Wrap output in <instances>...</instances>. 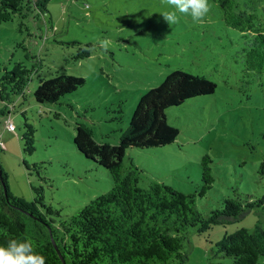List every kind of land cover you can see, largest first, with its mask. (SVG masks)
I'll list each match as a JSON object with an SVG mask.
<instances>
[{
	"label": "rangeland",
	"instance_id": "obj_1",
	"mask_svg": "<svg viewBox=\"0 0 264 264\" xmlns=\"http://www.w3.org/2000/svg\"><path fill=\"white\" fill-rule=\"evenodd\" d=\"M234 3L235 10L254 12L264 24V0ZM209 5L202 23L177 13L179 20L171 26L160 14L174 10L164 0H51L46 12L32 10L25 17L0 21V66L10 69L23 61L32 69L25 96L9 87L4 99L0 96V162L11 191L32 200V185L42 184L45 202L61 218L108 191L113 180L107 169L76 148V124L89 128L97 141L118 143L141 94L182 68L216 82L215 91L167 108L169 123L179 129L176 140L128 148L125 164L132 160L137 165L142 187L158 180L191 193L201 187V160L209 155L215 180L204 196H197L203 215L220 207L224 197L234 196L235 189L261 196L264 72L246 68L250 34L225 21L221 0H209ZM104 38L112 41L107 51L98 43ZM80 47L92 48L90 55L79 57ZM57 73L83 76L85 83L57 102L36 101L33 90L39 76ZM25 116L36 128L31 154L23 151ZM9 118L14 130L6 126ZM24 159L42 163L45 179L30 172ZM257 225L264 227L260 207L203 233L189 227L183 264H230V257L216 251V241L225 232ZM259 260L264 263V255Z\"/></svg>",
	"mask_w": 264,
	"mask_h": 264
},
{
	"label": "trees",
	"instance_id": "obj_2",
	"mask_svg": "<svg viewBox=\"0 0 264 264\" xmlns=\"http://www.w3.org/2000/svg\"><path fill=\"white\" fill-rule=\"evenodd\" d=\"M50 1L0 0V21L11 15L25 17L32 10L46 12ZM221 3L225 21L245 35L250 34L246 68L264 72V24L256 21L254 12L235 10L234 0ZM83 49L79 48V57L89 56L90 52ZM31 71L23 61L14 62L10 69L0 66L1 98L4 99L8 87L12 93L25 96ZM84 83L83 76L74 74L39 76L33 96L40 103L57 102ZM216 87V82L203 75L182 68L170 71L160 84L141 94L115 144L97 141L89 128L77 123L73 139L76 148L107 169L113 184L66 218H61V212L45 202L42 184L32 185V200L15 195L0 162V244L11 239H31L35 250L46 258V264H183L189 227L203 233L216 224L237 220L255 207L264 209V193L255 197L235 189L234 196L224 197L220 207L203 215L197 207V196H204L215 180L208 164L212 160L209 155L201 160V187L191 193L158 180L142 187L137 165L132 160L125 164L128 148L164 146L176 140L179 129L169 123L167 108L211 94ZM35 132V126L25 116L21 136L25 153L35 151ZM24 164L30 172L33 170L45 179L41 176L42 163L24 159ZM260 172L264 175V162ZM216 251L230 257V264H264L259 260L264 255V227L257 225L254 230L240 227L225 232L216 241Z\"/></svg>",
	"mask_w": 264,
	"mask_h": 264
},
{
	"label": "clouds",
	"instance_id": "obj_3",
	"mask_svg": "<svg viewBox=\"0 0 264 264\" xmlns=\"http://www.w3.org/2000/svg\"><path fill=\"white\" fill-rule=\"evenodd\" d=\"M164 2L174 9L160 13L169 26L178 22L177 13L190 15L194 22L202 23L210 12L209 0H164ZM98 43L107 51L112 41L104 38ZM83 50L91 52L92 48L85 47ZM0 264H46V258L35 250L31 239H11L6 244H0Z\"/></svg>",
	"mask_w": 264,
	"mask_h": 264
},
{
	"label": "built area",
	"instance_id": "obj_4",
	"mask_svg": "<svg viewBox=\"0 0 264 264\" xmlns=\"http://www.w3.org/2000/svg\"><path fill=\"white\" fill-rule=\"evenodd\" d=\"M6 126H7V128L9 129V130H14L15 129V125H14V123H13V121L9 118V119H7V121H6ZM4 145V143H3V141L1 140L0 141V146H3Z\"/></svg>",
	"mask_w": 264,
	"mask_h": 264
}]
</instances>
